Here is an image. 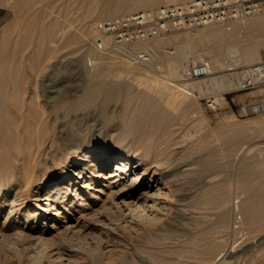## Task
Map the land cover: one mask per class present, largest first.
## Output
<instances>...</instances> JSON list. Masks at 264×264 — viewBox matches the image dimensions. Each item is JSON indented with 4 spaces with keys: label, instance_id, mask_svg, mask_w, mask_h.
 Returning <instances> with one entry per match:
<instances>
[{
    "label": "bare ground",
    "instance_id": "obj_1",
    "mask_svg": "<svg viewBox=\"0 0 264 264\" xmlns=\"http://www.w3.org/2000/svg\"><path fill=\"white\" fill-rule=\"evenodd\" d=\"M38 1L40 0H0V3H9V6L13 9L14 13V20L9 23L7 27H2L0 31V212L5 211V218L3 219L4 221L0 225V245L1 248L7 250L9 249L11 253L17 254H14L15 256L19 255L20 259L25 256L27 262L24 261L23 264H44L45 258H48V260H46L48 261L47 264H72L73 254L80 253L81 255V252H84V250L93 251V253L100 251L98 248L99 246L97 247V245H90L87 248L85 247L83 249H76L75 247L80 244L78 239L76 240V244H78L76 246L74 244V240L69 241V239L73 236V232L90 223V216L92 217V215L105 209H111L117 206V199L112 202L110 201V199L113 198L112 196L119 197L122 194L128 193L125 190L133 185L140 184L147 187L149 189V195H147V198L149 199L150 203L148 202L149 204L143 206L136 204L128 205L122 218H115V220L121 219L120 221H124L122 224H131L138 221L139 224L141 222L147 225H154L165 221L164 214L171 210L170 207L172 206L171 200L169 199L172 198L176 194L175 191H177L174 187V185L177 184L174 179L176 178L174 177V173L177 171L173 169V164L171 163L172 160L170 158V154L172 152H168V154L170 153L168 156L165 152L166 149H164L166 148V145L163 146V149L161 148L162 146L159 148L151 141L153 139L150 138V140L146 135L147 133H141L143 132L142 128H138L137 126L139 124L141 125V123H147V121L150 122L151 120L154 122L160 121L156 117L157 111L160 108H176L177 105L175 106V104L173 105L171 102L162 103L159 100V98L162 96V93H167L166 90L168 89L166 87L168 84L165 83L164 79H162L164 80L162 81L164 84L161 82V84H155L154 87L152 86L154 82L151 83L152 85L150 86L148 81L145 83V85H143L142 88L133 90L130 86V78L125 75V77H120L118 76L119 73L117 74L118 77H116L115 71L118 69L119 71L122 70V72H132L131 74H134L138 68H143L146 72V70L148 71V69L152 67L156 60L158 62H165L167 67L166 74L168 81L176 84V86H178L177 88H179H176V90H180V93L173 95L175 96L174 99L177 101L182 98V94L193 93L194 96L198 97L206 93H218L232 88L236 85V78H238L240 72H224L222 74L210 76L207 79L189 82L187 81L185 83L177 84L178 82L175 81L183 77L182 70L184 64L187 61L190 59L198 61L204 58V53L192 45L190 37L187 36L185 38L188 43H184L183 46H176L175 48L173 47L174 49L172 50H165V48L162 50V45L158 43L156 44L154 51H152L148 46L149 44H144L141 40L127 44H118L117 46H112V44L107 47V51L104 50L100 53L95 52L94 49V54L89 57L91 60L90 64H92V66L86 67V72L88 74V80L86 81H90L89 84L94 86L92 87L94 90L91 88L92 92L89 93L88 91L90 89L87 91L86 87V91L81 96L79 95L80 97L78 96L79 99L77 98V100H67L64 101V103H61V106H65L66 108L65 112H59L56 110V114H53L50 112L53 106L56 107L57 102L61 101L62 99L66 100V98L73 93L72 89L69 87V85H67V82L71 81V79L66 83L63 81H58L57 88L50 89L58 91L59 93L54 97L51 95L52 92L49 93L47 97L49 102V110L45 111V109H43L42 105L40 104V97L38 95L39 92L37 93L35 91L36 87H28L27 85L29 74L31 72H35L37 75H41V77L45 78L53 74L54 77L48 86L55 80L61 78V76H65L64 74L68 75L70 72L68 73L67 70H71V66H69L67 62H62L61 59H58L56 62H54L55 64L52 65V74H41V71H43V67L48 65L47 63L52 58L56 57L59 52L65 48V46L75 41L80 42L81 40L84 41L83 43H85L87 37H89V34L92 33V35H96V30L94 28V20L93 22L91 21L89 26H87L89 28L85 27L87 23H84L83 19L82 22L80 21L81 24L76 25L75 28L71 27L74 24L69 19L60 21L58 18H56L50 20L46 24H43L40 21L46 15V6L45 4H39ZM124 1L125 0H90V2H93L94 4L93 5L91 3L93 5L92 9L94 11L98 5H100L98 17L103 16L104 13H109L110 15L119 13L121 14L122 12L120 7H122L121 3ZM133 1L136 2V0H132V2ZM161 2L162 0H138L136 4L139 5L137 7L140 8L158 5ZM47 8L51 9L50 7ZM132 9L133 8H130L128 11H131ZM48 12H50V10ZM86 13L89 17L88 10ZM82 15L85 14L83 13ZM87 16L85 15L86 18ZM249 17L250 16H248V19L243 18L232 21L230 27H215L212 30L209 29L210 32L208 34L210 35L209 39L211 40V42H209V53L212 69L216 67L231 70L243 64L250 65L264 60V13L254 14L251 15L250 18ZM22 19L26 20V26L22 28L20 27L21 29H18L16 33H13V28ZM204 37L205 36H203V39ZM78 38L79 41H77ZM108 42H110V40ZM88 45L90 46L89 43ZM140 50L149 51L151 59L146 63L136 64L133 62L131 57L133 53ZM110 56L117 58L116 65L111 63V60L109 59ZM129 61H131L133 65H130ZM146 64L149 67H145ZM74 65L78 66L77 64ZM63 68L64 70H61ZM87 84L88 83H86V85ZM28 88H30V90L28 95H26ZM123 95L124 102L122 104V114L119 124L121 125L122 135L109 144L110 148H105L98 141L92 143L85 142L80 146H73L74 144H71L74 138L73 136L79 135V129H82L84 124L87 123V121L83 122L81 119H79V115L76 114L73 117L70 116L67 118L71 111H75L78 108H84L91 102L93 105V101L95 102V100H99L101 107L99 114L102 116V118H100V122L105 124L112 118L111 117L109 119V112L107 111L108 103L112 100H118ZM217 99H219L218 96ZM61 106L59 105V107ZM63 116H66L64 120H62ZM59 120L62 121L58 123V128L55 129ZM187 122H189V120H187ZM170 123L171 122H169V124ZM163 126L165 125L163 124ZM151 127L149 126V129ZM169 133H172L171 130ZM130 134H133L134 136L128 140L127 137ZM164 134L166 135L167 133ZM170 136H172V134ZM154 140H157V138ZM163 143L165 144V142ZM245 149V151L249 150L247 147ZM260 153H263L261 158H259V160L256 162L254 161V165H246L245 167L243 166V168L240 169V173L244 174L259 172L258 174H264V152L261 151ZM254 155L255 153L253 152L245 154L243 159L247 160L248 157ZM199 158H201V161L202 157ZM185 169H187V167L183 166V168L181 167L178 170L182 171ZM252 185L254 184L252 183ZM242 186H244V184ZM248 189H250V183ZM248 189L247 191L237 192L233 196L230 195L231 193H217L218 195L215 196L217 202H225V204L222 203V205L223 207L227 208V211L234 212L233 222L232 224H228L231 228L229 229L232 230V232L240 234L239 237L246 236L252 230L254 231L255 228H259L261 230V228L264 226V192L254 191L255 189H253V187V191H249ZM102 194H104V196ZM205 195L209 196L208 194ZM194 196L192 195V197ZM200 196V202H203L205 197L203 194H200ZM175 197L176 196L173 198ZM202 198L204 200H202ZM97 200H101L102 202L96 208L94 207V203H96ZM210 200H214V198L212 197ZM195 202L197 203V201ZM211 202L213 203L214 201ZM204 204L206 205V203ZM222 205L220 207H222ZM187 206L188 205H186V208ZM223 207L222 209H224ZM198 210L189 212L190 217H196L199 213ZM227 211H225L223 214H226ZM106 219L108 222H111L110 218ZM222 222L223 221H221V223L219 222L218 224H220V226L222 224L223 227L225 223ZM228 224L225 226V230ZM205 228L204 231H207ZM51 229H57V232L63 234V238L65 239L62 240L64 241L58 242L55 241L54 238L52 240L44 235V231ZM211 229L212 228H210V230ZM215 229L219 228L216 226ZM215 229L212 230V232L216 231L217 234H219ZM220 230L222 231V229ZM206 231L204 234H209V232ZM255 231L257 230L255 229ZM70 232L72 234H70ZM211 234H215L217 237L216 233ZM199 235L201 236V231ZM203 236L204 235H202L201 238H203L202 240H204V242L202 240L201 241L202 243H205V247L211 249L212 247L217 246L215 242L217 239ZM208 236H210V234ZM207 238H211L212 240ZM219 238L221 237L219 236ZM223 240H225V238L222 239V241ZM238 240L239 238H236L230 247L226 245L227 248H224L225 251L223 248L219 252L217 251L218 253L215 255V258L219 259L225 253L236 255L234 252L235 242ZM79 241L81 240L79 239ZM107 245L109 247V251L107 250L109 254L112 252L113 248L117 247L115 244L114 247L110 248L112 243H109V240ZM200 245L201 244H199V246ZM251 246V244L245 247L243 246L244 248L241 250V252L244 253L248 251ZM197 251L200 253L201 250L198 249ZM210 251L215 252V250ZM116 252L119 253V251ZM161 253L162 251L160 254ZM109 254L107 255L109 256ZM164 255L165 254H163V257H165ZM75 256L76 255H74V258ZM156 256H158V254ZM195 256L196 254L194 255L195 260H197L196 257H203V255ZM109 257L110 258L107 257L108 261L111 262L120 260V257L117 260V255L115 254H112ZM124 258L123 261H126ZM212 258L213 257H211V259ZM199 259L200 258H198V260ZM182 260L183 259L181 258L178 263ZM203 260L205 261V259ZM20 262L21 261H19V264ZM172 262H174L173 264L177 263L174 258L170 263ZM211 262H213V259ZM98 263L99 262L97 261V264ZM182 263H184V261H182ZM109 264L112 263L109 262ZM253 264L255 263L253 262Z\"/></svg>",
    "mask_w": 264,
    "mask_h": 264
},
{
    "label": "rangeland",
    "instance_id": "obj_2",
    "mask_svg": "<svg viewBox=\"0 0 264 264\" xmlns=\"http://www.w3.org/2000/svg\"><path fill=\"white\" fill-rule=\"evenodd\" d=\"M137 1L138 0H136V2ZM176 1H180V0H162V2L159 3L158 5L146 6V7H140L139 8V7H137L139 5H137L136 2H134V1L132 2V0H125L124 2L121 3L122 7H120L121 8L120 10L122 12L121 14H125V13L133 12V11H136L139 9L157 7L161 4H166V3H170V2H176ZM38 3L41 5L45 4L46 8L50 7L52 9L51 10L49 8H47V9L45 8L46 15H47V12L49 10H50V12H48L49 16L45 15V17L40 21L43 24H46L50 20H53L56 18H58V20H60V21H63L65 19H69L74 24L71 27L75 28L76 25L81 24L82 19H83V22L88 24V25L86 24L85 27L89 28L87 26H89L91 21L92 22H93V20L96 21L97 18L101 19V18H105V17L118 15V14L110 15L109 13H104L103 16L98 17L100 5H98V7L94 11L92 9V6L94 4H93V2H90V0H40V1H38ZM130 8H133L134 10L132 9L131 11H128V9H130ZM87 10H88L89 17L87 16V13H86ZM51 11H53V12H51ZM83 13L87 16V18L85 17V15H82ZM54 14H55V16H54ZM95 16H96V19H95ZM99 19H97V20H99ZM245 19H248V17ZM13 20H14V13H13V9L9 6V3L8 4L7 3H0V31H1L2 27L3 28L7 27V25L9 23H11ZM25 21H26L25 19H22L20 22H18V24H16L15 27L13 28V31H14L13 33H16L18 29L25 27L26 26ZM231 22L232 21L214 23L211 25L199 26V27H194V28L175 29V30L170 31L168 33L162 34L159 37L158 36L151 37V38L141 40V41H143L144 44H147V45L149 44L148 46L152 51H154V49L156 48L155 46L158 43H160L162 45V47H161L162 50H164V48H165V50H172L176 46H183L184 43L185 44L188 43L185 39L188 36V37H190V41H191L192 45L195 46L199 51L204 53V55H203L204 58L210 60V53H209L210 43L209 42H211V40L209 39L210 35L208 33L210 32V30L214 29L215 27H221V28L222 27H230ZM204 32H207V33H204ZM90 35H91V37H90ZM203 36H205L204 39H203ZM77 41H79V38ZM83 42L84 41H82V40L80 42L75 41V42L65 46V48L62 49L63 51L62 50L60 51L62 55L59 52V54L56 57L52 58L47 63L48 65L43 67V69H42L43 71H41V74L42 73L52 74V70H53L52 65L55 64L54 62H56L58 59H61L62 62H67L69 64V66H71L70 67L71 70H67L68 73L70 72L68 75L64 74L65 76H61V78H59L58 80H55L54 82H52L48 86V84L50 83V81L54 77L53 74L50 75L49 77H46V78L41 77V75H37V73H35V72H31L29 74L27 85H28V87L29 86L36 87L35 91L37 93L39 92L38 95L40 97V104L42 105V108L45 109V111L49 110V108H48L49 102H48V98H47L49 93L52 92L51 95L53 97L58 95V93H59L58 91L50 90V89L57 88L58 81H63L66 83L67 81H69L71 79V81H69L70 83L67 82V85H69V87L72 89L73 93L71 95H69L66 98V100L62 99L61 101L57 102L56 107L53 106V108L50 111L53 114H56V110L59 112H65L66 108H65V106L64 107L61 106V103L62 102L64 103V101H67V100H73V99L77 100V98L79 99V97L86 91L85 90L86 87H87V91H88V89H90L88 91L89 93L92 92L91 88L94 86L89 84L90 81L89 82L86 81V80H88V74L86 72V69H87L86 67L92 66V64H90L91 60L89 57L94 54L93 53L94 49H95V52L100 53L104 50L107 51L108 48L107 47L105 49L104 48H98L96 43H95V36L92 35V33L89 34V37H87V40L85 41V43H83ZM88 43L90 44V46L88 45ZM122 44H127V43H122ZM110 45H112V44H110ZM114 45L117 46L118 44H113L112 46H114ZM87 47H88V49H87ZM92 48H93V50H92ZM101 49H103V50H101ZM109 59L111 60L112 64L116 65V61H117L116 57L110 56ZM93 60H94V58H93ZM189 61L193 62L194 60L190 59ZM129 63H130V65H133L131 61H129ZM74 64H77L78 66H75ZM246 66L247 65L243 64V65H240V66L236 67L235 69H231V70L215 67L214 69H212L213 70L212 76L216 75V74H220V73L222 74L224 72H232V71H239L240 72V70L245 68ZM145 67H149V66L146 64ZM166 68L167 67H166L165 62H160V61L158 62L156 60L153 63L152 67H150V69H148V71L146 70V72H145V69H143V68L142 69L138 68L136 70V73H134V74H131L132 72H124V71L122 72V70L119 71L117 69V71H115L116 72L115 76L116 77H118V76L123 77L125 75V76L129 77L131 80L130 86H131V89H133V90L142 88L143 85H145V83L148 81L150 83V86L152 85L151 83L154 82L152 85L154 87H155V84L156 85L161 84V82L164 80H165V83L168 84L166 87L168 89V90H166L167 93L166 92H164V94L162 93V96L160 98L158 96V98L162 103L171 102V103H173V105L174 104H175V106L177 105L176 108L175 107H173L174 109H172V107H171V109H167L164 107H163L164 109L160 108L158 110L159 112L157 111L156 117L158 120H160L162 122H160V121L154 122L151 120L150 122L147 121V123H141L142 126L140 124L137 126H138V128H142L143 132H141V133H144V132H145L144 134L147 133L146 135L148 136V138L149 139L152 138L153 140H151V139L150 140L154 144H156L159 148L162 146L161 148L163 149V146L166 145V148H164V149H166L165 152L167 153L168 156L170 154V153L168 154V152H172L170 154L171 155L170 158L172 160L171 163L173 164V169L175 171H177L176 173H174V177H176L174 179H175V182H177V184L174 185L175 189L177 190V191H175L176 194L174 196H176L177 198L175 197L176 198L175 199V198H173L174 197L173 196L172 198L169 199V200H171L172 206L170 207L171 210L167 211L166 214H164V220H165V221L163 220L164 222H161L160 224L159 223L154 224L155 226L143 224L140 222V224H141V226H140L139 222L137 221L138 225H137V222H133V223H131L132 224V226H131L130 223L127 224L126 222H125L126 224L123 223L124 224L123 225L122 222H124V221H120L121 219L115 220V218H122L123 214L125 213V209L127 208L128 205L136 204V205L143 206V205L149 204L150 201L147 198V195H149V192H148L149 189L145 186L137 184V185H133V186H130L129 188H127L125 191H127L128 193H126V194H122L119 197L118 196H112L113 198H111V199L109 198V199L111 202L115 201L117 199L116 205L117 204L118 205L115 206L116 208L114 207L111 209H105L99 213L92 215V217L90 216V218H89L90 223L88 225L84 226L83 228L77 229L75 232H73V236L69 239V241L74 240L75 246L78 245V244H76V242H77L76 240L78 239V242H80V244L75 247L76 249H80V248L83 249L85 247L87 248L90 245L91 246L97 245V247L99 246L98 248L100 249V251L93 253V251H87V250L85 251L84 250V252H81V255H80V253L79 254H73V263L72 264H97V261L99 262L98 264H109V262L112 264H113V262H114V264L117 262H118L117 264H120V262H121V264L123 262H125L123 264H128V263L129 264H168L171 261H173V258L177 261V263H175V264H179V263L181 264L182 261H184V263H182V264H237V263L238 264H249V263L253 264V262L255 264H264V254H263V252H264V250H263L264 249V226L262 228L260 227L262 231L259 228H258L259 230L257 228H255L257 231H255V229H254V231L252 230L253 232L251 231L252 233L250 232L246 236L239 237L240 234L232 232V230H230L231 228L229 226V224L230 223L232 224V222H233L234 212L227 211V208L223 207V205H222V203L225 204V202H222V203L217 202V199L215 197L216 195H218L217 193H219V194L220 193L221 194H225V193L230 194L231 193L230 195L233 196L237 192L247 191V189L249 188V183H250V189H248L249 191L250 190L253 191L252 190V187H253V189H255L254 191L264 192L263 191L264 190V177H263L264 174L263 173H261V174H258L259 172L244 173V174L240 173V169H242L243 166L245 167L246 165H248V166L254 165V163L257 160H259V158H261V156L263 154L260 152L261 151L264 152L263 151L264 150V131H263L264 130V118L262 116H259V115L243 116V115L239 114V109H240L241 103L247 99H250V98L258 95L261 92V89L260 88H254V89H250V90L239 91L236 89V85H235L232 88L226 89L222 92H218V93L212 92V94L215 97H217V96L219 97V99H218L219 104L215 108H212V107L207 105V97L209 96V94H207V93L200 95L198 97L194 96L193 93L182 94V98L179 99L181 101H179V100L177 101L174 99L175 96H173V95L180 93L179 92L180 90H176V88L178 86H176V84H173L170 81H168L167 74H166ZM61 70H64V68ZM128 73L132 76H130ZM117 74H118V76H117ZM72 75H73V77H72ZM162 79H164V80H162ZM158 81H160V82H158ZM187 81L189 82V81H196V80L181 77V79L179 78L175 82H178L177 84H179V83H185ZM85 82L88 84L86 85ZM29 83H30V85H29ZM162 84H164V82H162ZM177 89H179V88H177ZM29 90H30V88H28L26 95H28ZM42 90H44V91H42ZM92 90H94V88H92ZM46 101H47V103H46ZM98 101H96V100H95V102L93 101V103H94L93 105L91 102V103H89V105H86L84 108H78L75 111H71L69 113V115L67 116V118L70 116L73 117L76 114V115H79V119H81L83 122L87 121V123L84 124L83 128L79 129V131H78L79 135L73 136L74 138H73L72 143H71L72 145L74 144L73 146H75V145L80 146L85 142L86 143H92V142L98 141L99 143H101L102 146H104L105 148L108 149V148H110L109 144L113 140L117 139L118 137H120L122 135L121 125H119V124H120V120H121L122 104L124 102V95L121 96L118 100H112L108 103L107 111L109 112V119L111 117L112 118L105 124H102L100 122V120H101L100 118H102V116H100V114H99L101 111V107H100V101L99 102ZM180 103H183V104H180ZM44 104H46V105H44ZM58 104L62 107V109H61V107H59ZM175 110H177V111H175ZM161 115H162V117H161ZM65 118H66V116H63L62 120H64ZM169 118H171V119H169ZM187 120H189V122H187ZM61 121L59 120V122H57V126L55 127V129L58 128V123H60ZM169 122H171L170 124H172V125H170ZM150 123L152 124V127H151ZM153 123H155V124H153ZM163 124L165 126H163ZM167 125H169V126H167ZM258 125H260V126H258ZM149 126L151 127L150 129H149ZM161 126H162V128H161ZM166 127H168L169 129ZM158 129L160 130V133H159ZM168 130H169V132L171 130L172 136H170L171 134L168 132ZM172 130H174V131H172ZM164 133H167V134L165 135ZM161 134H164V135H161ZM133 136H134L133 134H130V135H128L127 139L129 140ZM156 138H157V140H154ZM166 139L167 140L170 139V140L167 141ZM156 141H158V142L155 143ZM166 141H167V144H166ZM163 142H165V144ZM252 145H253V147H252ZM246 147L249 150L245 151ZM259 148H260V150H259ZM242 150H244V151H242ZM248 152L249 153L253 152V153H255V155L248 157L247 160H244L243 157L245 156V154H249ZM199 155H201V156H199ZM203 155H205V156H203ZM199 157H202L201 161H200L201 158H199ZM185 163H188V164H185ZM183 166L187 167V169L182 170V171L178 170L181 167L183 168ZM195 172H197V173H195ZM248 181H249V183H248ZM252 183L254 185H252ZM243 184H244V186H242ZM251 185H252V187H251ZM219 186H221L222 188ZM247 186H248V188H247ZM202 188H204L205 190ZM245 188H247V189H245ZM214 189H216V190H214ZM229 191H232V192H229ZM206 192H208V193H206ZM200 194L201 195L203 194V196L205 197L204 198L205 200L202 198V200H204L205 202L204 201L200 202L201 201ZM205 194H208L210 197L205 195ZM102 195L104 196V194H102ZM192 195L193 196L195 195V196L192 197ZM212 197L214 198V200H210V199H212ZM174 199L176 200V203H175ZM195 201H197V203ZM206 201H208V202H206ZM211 201H214V202L216 201V202L215 203L213 202L214 203L213 204ZM101 202H102L101 200H97L96 203H99V204L94 203L95 204L94 207L97 208ZM194 203H195V205H194ZM200 203H202V204H200ZM204 203H206V205ZM216 203H217V205H216ZM218 203H219V205L221 204L224 209H222V207H220L221 205L219 206ZM228 203H229V201H228ZM186 205H188L187 208H186ZM206 207H208L209 209ZM197 210L199 211L198 215L202 216V217H199L198 215L196 217H190L189 212L197 211ZM225 211H227L226 214H223ZM167 216H168V218H167ZM220 217H222V218H220ZM4 218H5V211H1L0 212V225L3 223ZM106 218H110L111 222L110 221L108 222V220ZM100 219H104V220H100ZM103 221H105V222H103ZM209 221H211V222H209ZM221 221H223L225 223V225L223 224L224 225L223 227H222V224H221V226H220V224H218L219 222L221 223ZM226 223L227 224L229 223L228 224L229 227L227 226L226 230H225L224 228L227 225ZM133 224H136V225H133ZM214 226H215V228L217 226V228H219V229H215ZM204 228L207 229V231L206 230L205 231L209 232L210 236H208L209 235L208 233L204 234L205 233ZM210 228H212V229L210 230ZM214 229L217 230L219 234H217L216 231L212 232V230H214ZM220 229H222V231ZM200 231H201V236L199 235ZM225 231H227V232H225ZM44 232H45L44 235L49 237V239L53 240V238H54V240L58 241V242L64 241L62 239H65V238H63V234L57 232V229H53V230L51 229V230L44 231ZM211 233H216L217 237L215 236V234H211ZM70 234H72V233L70 232ZM220 234L221 235L223 234V235L221 236ZM202 235L207 236V237H211L212 239H217L221 243H219L217 240H215L216 245H217V246L215 245L216 247H212L211 249L208 247H205V245H204L205 243H202V241L204 242V240H202L203 238H201ZM235 235H237V236H235ZM163 236H165V237H163ZM219 236L222 239L225 238L226 241L223 240L224 241L223 242L222 239L219 238ZM250 237H252V238H250ZM253 237H255V238H253ZM196 238H197V240H196ZM211 238H207V239H211ZM236 238L237 239L239 238V240L237 242H235V251L234 252L236 253V255L235 254L231 255L230 253H227V254L225 253L222 257H220L219 259H216L215 255L222 248H223V250H224V248H227L226 245L230 247L232 242ZM79 239L81 241H79ZM111 239H113V240H111ZM188 239H189V241H188ZM108 240H109V243H112L110 248L114 247L115 244H116L115 246H117L116 248H113V250H112V252H110V254L108 252L109 251L108 250L109 247L107 245ZM193 240H195V241H193ZM196 242H198V243H196ZM117 244L118 245L120 244L119 247ZM199 244H201V245L199 246ZM218 244H220V245H218ZM249 244L252 245L251 248L248 251L242 253L241 250ZM202 246H204V247H202ZM148 247H151L153 249L148 248ZM196 247H197V249H196ZM219 247H221V248H219ZM0 248H1V245H0ZM3 249L4 248L0 249L1 250V252H0V264H19V261H21L20 264H23L24 261L27 262V260L25 259V256L23 258L21 257L22 259H20L19 255L15 256L17 254L11 253V251L9 249L8 250L4 249V251H3ZM198 249L201 250L200 253H199V251H197ZM258 249H260V250H258ZM121 250H124V251H121ZM210 250H215V252L210 251ZM116 251H119V253ZM161 251H162V253L160 254ZM202 253H204V254H202ZM107 254H109V256H111L112 254H115V255H117V260L119 259V257H120V260H118L116 262L115 261H112V262L108 261V258H110V257ZM118 254H120L121 256ZM157 254H158V256H156ZM163 254H165L164 255L165 257H163ZM185 254H186V256H185ZM195 254H196V256H202L203 255L204 258L195 256L197 259V260H195V258H194ZM74 255H76L75 258H74ZM126 255H127V257H126ZM153 256L155 257V259ZM124 257H126V258H124ZM211 257H213L212 258L213 262H211L212 261ZM123 258L126 259V261L125 260L123 261ZM181 258L183 260L178 263V261L181 260ZM198 258H200L199 260H201V261H199ZM202 258L205 259V261ZM222 258L224 259V261ZM210 259H211V261H210ZM226 259H228V260H226ZM46 260H48V258L44 259V264H47L48 261H46ZM231 260H232V262H231ZM250 260H252V261H250ZM174 262H172L170 264H173ZM187 262H191V263H187Z\"/></svg>",
    "mask_w": 264,
    "mask_h": 264
},
{
    "label": "built area",
    "instance_id": "obj_3",
    "mask_svg": "<svg viewBox=\"0 0 264 264\" xmlns=\"http://www.w3.org/2000/svg\"><path fill=\"white\" fill-rule=\"evenodd\" d=\"M263 13L264 0H180L94 21L95 43L98 48H106L110 44L145 40L175 29L229 22ZM131 58L134 63L143 64L151 59V55L147 50H140L133 53ZM182 73L184 78L203 80L212 76L213 70L210 60L202 58L186 62ZM236 81L239 91L261 89L258 95L241 103L239 114L264 118V60L241 69ZM207 94V105L217 107V97L212 93Z\"/></svg>",
    "mask_w": 264,
    "mask_h": 264
}]
</instances>
